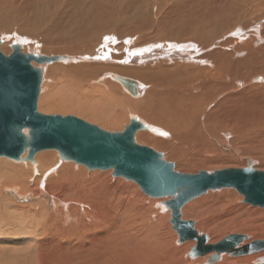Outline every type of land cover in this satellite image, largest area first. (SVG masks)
<instances>
[{
    "label": "bare ground",
    "instance_id": "bare-ground-1",
    "mask_svg": "<svg viewBox=\"0 0 264 264\" xmlns=\"http://www.w3.org/2000/svg\"><path fill=\"white\" fill-rule=\"evenodd\" d=\"M170 1L0 0V30H4L0 51L9 53L7 49L19 45L27 54L24 44L28 47L35 39H42L44 53L49 55L42 56L63 59L45 64L33 62L43 71L39 108L75 111L101 120L104 111L100 107L116 106L121 111L114 115L113 122L102 124L113 128L125 122L129 114L132 120L145 125V129L136 133V141L160 145L157 147L165 151L163 156L176 161L173 164L177 172L182 173L176 168L186 171L206 168L222 161L225 155L238 152L230 138L228 141L220 139V133L227 134L223 128L228 125H232V131L235 129L239 139L251 148L258 144L257 147L263 146V140L259 139L264 136V114H251L249 110L264 97V83H253L264 77V45H257L264 42V38H252L244 31L258 28L264 21V0H176L168 5ZM217 2L223 5L220 13H214L211 6L205 7V11L204 4ZM146 4L158 7L155 11L150 9V14L147 8L145 10ZM217 8L219 6L216 7L218 12ZM196 12L200 16H194ZM209 20L212 26L208 29ZM240 22H244L241 29L237 28ZM13 26L20 28V34L17 30L11 32ZM230 28L234 29L233 33ZM220 30L229 31L231 36L222 46L218 40L221 39ZM113 32L116 43L109 37ZM138 33H142L140 38L126 40L131 38L128 35ZM58 76L56 86L47 90V80ZM64 77H70V88L64 83L67 81ZM125 80L132 81L134 89ZM170 135L171 138H166ZM56 153L41 151L34 161L28 162L26 151L18 161L21 167H16L17 162L13 164L9 158H0V166H11L18 173L11 176L17 183L4 182L0 194L8 189L28 195L37 185L39 194L59 192L54 200L58 207L56 215L45 212L39 216L35 210L28 215L24 208L14 207L21 211L15 218H19L16 219L19 226H23L21 222L26 223L23 227L28 238L35 233V241L31 239V243L38 245L40 254H58L61 264H264V250L250 254L209 251L194 255L196 240L181 241L179 233L171 230L175 229L172 224L164 231L159 228L166 219L160 213L171 197L150 199L149 203L147 199L127 198L125 191L119 189L121 180H109L106 172L87 173L81 164L75 166L74 162L63 160L59 153L56 158ZM258 161L262 160L245 159L249 166L256 164L257 169L263 170L264 164ZM24 168L29 171L24 172ZM3 178L0 179L4 181ZM125 184V190H130V182ZM235 190H210L194 204L190 202L195 199L190 201L182 208V220L188 221L184 218L186 207L198 208V204L213 200L230 205L232 210L248 207L244 202L236 204L245 198L238 196ZM153 206L159 208L153 210L158 213L154 214L156 219L154 215L148 217ZM134 208V213L128 216L127 209ZM8 214L1 221L2 227H11L14 214L9 211ZM40 217H45L44 221L40 222ZM29 222L39 225L33 233L29 227L34 225L28 226ZM207 224H194L200 237H208L205 245L217 244L227 237L214 241L211 233H206ZM0 232L4 235L0 234L1 242L12 241L10 236ZM234 234L247 236L237 245L239 251L254 241H264L254 235ZM169 235L173 242L168 244ZM132 242L138 245L137 249L130 248Z\"/></svg>",
    "mask_w": 264,
    "mask_h": 264
},
{
    "label": "water",
    "instance_id": "water-1",
    "mask_svg": "<svg viewBox=\"0 0 264 264\" xmlns=\"http://www.w3.org/2000/svg\"><path fill=\"white\" fill-rule=\"evenodd\" d=\"M1 44V41H0ZM62 57L25 54L19 45L5 55L0 51V158L34 161L37 153L56 150L63 160L86 166L89 170H113L114 177L137 183L151 198L171 197L175 230L181 241L198 242L194 255L209 251L249 254L264 250V241H254L237 249L245 235L232 234L214 245H205L208 237L195 230L193 221L182 220V208L210 190L234 188L245 203L264 208V172L247 168H230L214 173H180L163 154L136 143L135 135L145 125L136 119L123 132L111 133L77 117L45 115L38 111L43 71L38 64L53 63ZM134 89L132 81L125 80Z\"/></svg>",
    "mask_w": 264,
    "mask_h": 264
},
{
    "label": "rangeland",
    "instance_id": "rangeland-1",
    "mask_svg": "<svg viewBox=\"0 0 264 264\" xmlns=\"http://www.w3.org/2000/svg\"><path fill=\"white\" fill-rule=\"evenodd\" d=\"M180 0H178V2H179ZM172 2H176V0H172V1H170L169 3H168V5H171L172 4ZM150 3H152V2H150ZM220 3L221 2H219V4H218V2L215 4V3H213V4H210V5H208V4H204V8L206 7V8H208L209 9V6H211L210 8H211V10H213V12L214 13H220V10L222 9V4L220 5ZM215 4V5H214ZM167 5V6H168ZM214 5V6H213ZM219 6V9H218V12H217V10H216V7L217 6ZM147 6V7H146ZM151 4H146L145 5V10H146V8H147V10L146 11H148V12H150V14H151V10H152V8H154V11L157 9V7L158 6H156V4H154V5H152L151 7ZM150 7V8H149ZM213 7V8H212ZM214 7H215V9H214ZM205 8V11L207 10ZM224 8V7H223ZM151 9V10H150ZM150 10V11H149ZM224 10V9H223ZM158 11V10H157ZM160 11V10H159ZM160 12H162V13H165L164 11H160ZM208 12H210V13H212V11H208ZM197 14L196 15H194V16H200V13L199 12H196ZM203 13V12H202ZM199 14V15H198ZM17 15V14H16ZM16 15H13L14 17H16ZM19 15V14H18ZM212 20V19H211ZM211 20H209L208 21V29L212 26V25H210L209 24V22H211ZM244 21V20H243ZM242 23H244V22H242ZM242 23L240 22V24H239V26L237 27V28H239V29H241V27H242ZM262 23H264V21L262 22ZM261 23V25L258 27V28H255L254 30H253V28L251 29V28H249V29H245V33H247L249 36L250 35H252L251 37L252 38H254V37H256V36H258V37H262V38H264V34H263V29H264V25ZM155 24V23H154ZM13 28V30L11 29V32L12 31H20V28L17 26V27H15V26H13L12 27ZM14 28H15V30H14ZM19 28V29H18ZM26 28H27V26H26ZM234 30V29H233ZM233 30L230 28V32H232L233 33ZM257 30V31H256ZM17 32V33H19L20 34V32ZM225 32L226 33V35H225V33L224 32H222V30H220L219 32L220 33H218V35H220V38L221 39H218V37L216 36L215 37V39L217 38L219 41H220V43H221V45L220 46H222V44H225V43H227V42H225V39L227 40V39H231V36L230 35H228V33H230V32ZM9 32V31H8ZM11 32L9 33V35H11ZM28 32V31H27ZM258 32H259V34H258ZM2 33L4 34V30H0V39H2L1 38V35H2ZM16 33V32H15ZM103 33H105V32H103ZM224 34V37L223 36H221V35H223ZM231 33V34H232ZM142 35V33H138V34H136V35H132V36H127V37H131V38H128V39H126V40H130V41H134L133 39H137V38H140V36ZM13 35V34H12ZM24 35H27V34H24ZM30 35H31V32H30ZM247 36V35H246ZM110 37V39L112 38V41L113 42H115V38H117V37H115L114 36V32L111 34V36H109ZM228 37V38H227ZM223 38V39H222ZM13 39V38H12ZM10 41V40H9ZM42 41V39H40V38H37V39H35L34 41H33V44H31L30 46H28L27 47V45L26 44H24V46L26 47L25 48V52L27 53V54H37V55H40V56H42V55H46V56H49V55H47V54H45L44 53V43L43 42H41ZM111 41V40H110ZM117 42V41H116ZM115 42V43H116ZM124 42H128V41H125L124 40ZM160 42H162V44L163 45H165L166 43H164L163 41H160ZM217 42V41H216ZM219 43V44H220ZM149 44V43H148ZM257 45H259V46H262V45H264V42H261V43H259V44H257ZM30 47V48H29ZM126 47V46H125ZM124 47V48H125ZM7 51H9V53H4V54H8V55H10L12 52H13V49H11V50H8L7 49ZM59 77L60 76H58L57 78H55L54 80H50V81H48L47 80V84L49 85V87L47 88V90L48 89H50V91H51V88H53V86L55 87L56 86V81H58L59 82ZM65 78H67L66 80V82H64L67 86H68V88H70V81H69V79H70V77H69V79H68V77H64V79ZM47 78H46V76H45V80H46ZM57 79V80H56ZM71 82H72V79H71ZM43 83V82H42ZM63 83V82H62ZM61 83V84H62ZM64 83H63V86H65L64 85ZM253 83H255V84H263L264 83V77L262 76L261 78H259V79H257L256 81H254ZM47 90L45 91V93L47 92ZM49 92V91H48ZM259 102V103H258ZM257 102V104L256 105H254L249 111H250V113L251 114H256V115H262V114H264V97L261 99V100H259ZM261 102V103H260ZM260 107V108H259ZM101 109V111L103 112V114H102V119L101 120H94V119H91V118H89L88 116H86V115H83V114H78V113H76L75 111H63V112H61V111H55V110H52V111H47L46 109H41V108H39V106H38V111H40V113H42V114H46V115H60V116H64V117H67V116H73V117H77V118H79V119H81V120H83V121H85V122H87V123H89V124H91V125H95V126H97V127H99L100 129H102V130H105V131H107V132H111V133H116V132H123L125 129H126V127H127V125H130L131 124V122H132V118H131V116H129V114H127V116H126V121L124 122V120L122 121V122H120L118 125H116L115 127H113V128H111V127H105L102 123H106V122H104V121H110V122H113L112 120H113V118H114V115L116 114V116L119 114L118 112L119 111H121L120 110V108H118V107H116V106H109V107H104L103 106V108L102 107H100ZM262 108V109H261ZM263 111V112H262ZM258 112V113H257ZM243 114H244V112H243ZM128 120V121H127ZM124 123V124H123ZM106 125V124H105ZM153 126H155V125H153ZM117 127V128H116ZM157 127V126H156ZM158 128V127H157ZM232 128H234L232 125H228V126H225V128H223V130L225 131V132H227V134H223V133H220L221 134V136H220V139L223 141V140H225V141H228L229 140V138H230V141H231V143H232V145H234L233 147H234V150H236V151H238V152H236V153H230V154H228V155H225L226 157H222L223 158V160L222 161H224V162H222V161H219L218 163H212V164H209L208 166H206V168H195L194 170H192V171H190V170H188V171H186V170H181V169H179V168H176L178 171H181L182 173H187V174H189V173H199V172H201V171H203V170H206L207 172H208V170H209V172L210 173H214L215 171H218V170H221V169H227V168H241V169H244V168H247V167H249V165L245 162V159L247 158H249V159H258V160H262V161H258V162H261V164H264V136L262 135V137H261V139H259L260 141L261 140H263V141H261V143H262V145L263 146H261V147H257L258 145H256L255 147H254V145H252L253 147L251 148V146H250V144H248V143H245V142H242L240 139H239V136H237L236 134H238V132L236 131V132H234L235 131V129H233V131H232ZM160 129V128H159ZM160 130H162V129H160ZM163 131V130H162ZM166 132V131H165ZM259 132V134H260V131H258ZM264 133V132H263ZM262 133V134H263ZM225 135V136H224ZM227 135V136H226ZM261 136V135H260ZM160 137H161V135H160ZM233 137V138H232ZM235 137V138H234ZM166 138H171V135L168 137V136H166ZM224 138V139H223ZM229 141V142H230ZM136 143L137 144H139V145H141V146H146V147H149V148H152L153 150H155L156 152H158V153H161V154H164L165 153V151H163V150H161V149H159L157 146H160V145H157L156 146V144L155 143H150V144H146V143H144V144H141V143H138L137 141H136ZM263 147V148H262ZM255 149V150H254ZM263 149V150H262ZM48 151H50V150H48ZM51 151H53V152H57L56 150H51ZM256 151V152H255ZM258 151H259V153H258ZM263 152V153H262ZM58 153V152H57ZM56 153V154H57ZM38 154V153H37ZM234 154H236V156L234 155ZM238 154V155H237ZM261 154H262V156H261ZM27 156V155H26ZM58 157V154L56 155V158ZM5 160H7V158H4ZM3 159V160H4ZM164 159L166 160L167 158H165V156H164ZM8 160H10V159H8ZM27 160V159H26ZM170 163H176V161L174 160V159H167ZM166 160V161H167ZM13 164H16V162H17V164L18 165H15L16 167H21V165H20V163L18 162V161H13L12 159L10 160ZM242 161V162H241ZM10 162V163H11ZM15 162V163H14ZM28 162H30V161H28ZM32 162V161H31ZM75 163V162H74ZM73 163V164H74ZM240 164V166L239 165H237V164ZM76 165L75 166H80L79 164H77V163H75ZM221 165V166H220ZM226 165V166H225ZM259 165V164H258ZM6 166H10V165H6ZM176 166V165H175ZM256 166V164L253 166V167H255ZM82 167H84L85 169L84 170H86V172L87 173H91V172H98V173H102V172H106V173H108L109 175H110V178H108L109 180H113V181H116L117 179H119V180H121L123 183H121L122 185H119V187L121 186V188H119L120 190H123V191H125L124 192V196L125 197H127V198H130V197H132V198H134V199H139L140 201H142L143 199H147V202L149 203V200L151 199H158V198H151L150 196H148V195H146L143 191H142V189L140 188V186L137 184V183H135L134 181H130V180H126L125 178H122V177H114V175H113V170H89L86 166H83L82 165ZM208 167H210V168H208ZM257 167L258 166H256V169H257ZM263 170H260V169H257V170H259V171H263L264 172V165L261 167ZM255 169V168H254ZM24 172H27V171H29V169H26V168H24ZM6 171V172H5ZM2 173V174H1ZM16 173H17V171H15V169H12L11 168V166L10 167H2V166H0V178H2V177H4L3 179H4V181H2L1 179V181H0V189H2L3 188V184H4V182L6 183V182H10V183H15L16 182V180H13L12 178H11V176L12 177H15L16 176ZM18 174V173H17ZM6 175V176H5ZM108 175V176H109ZM125 182H130V184H129V186H131V187H129V189L130 190H125V188H127V184H125ZM17 183V182H16ZM126 185V186H125ZM36 187H38V185L37 186H35V188L34 189H32V192L33 193H29L28 195H21L22 193H17V192H13V191H10V190H8V189H5V190H3L2 191V194H0V215H2V216H0V230L5 234V235H7V236H10L11 238L10 239H12V241H10L9 243H3V242H1L2 240L0 239V264H45V262H48V264H61V258H59V255L58 254H46L45 252H44V254H40V252L38 251V245H36V244H33V243H31V239H33V241L32 242H34L35 240H34V235H35V233L34 234H32V235H30L29 234V238H28V236H27V234H25V232H24V227L23 226H25L26 225V223H24V222H21V224L23 225V226H19V224H18V221L17 220H19V218L17 219V218H15V217H17V216H19L20 215V212L21 211H19V210H16V208L17 207H22V208H24V211L28 214V212L29 213H32V212H34V210H35V212L40 216L41 215V213H47L48 215H56L57 214V212H58V207L55 205V203H54V200H56L55 199V197L56 196H58L59 194V192L58 191H51L50 192V195L49 194H42V193H40L39 194V192H37L38 191V189L36 188ZM8 190V191H7ZM236 191V193L238 194V196H242L237 190H235ZM130 192H131V194H130ZM35 193V194H34ZM130 194V195H129ZM129 196V197H128ZM206 195H203L202 197H199V198H197V199H195L193 202H190V204H194L197 200H199L200 198H203V197H205ZM62 199V198H61ZM171 200V199H170ZM9 203L10 202V204H7V203ZM245 203V199H243V200H240V201H237V203L236 204H240V203ZM148 203H146V204H148ZM208 203V205H206ZM214 203V204H213ZM166 204H167V202H166ZM165 203H164V207L167 209H163L162 211H161V213H160V215L161 216H163L164 218H166V219H163V221L161 222V224H160V226H159V228L160 229H162L163 231H164V229L165 230H167V229H169V226H170V224H172L171 223V219H172V214L170 215V208L168 207V205H166ZM190 204H188L187 206H189ZM205 204V205H204ZM204 204H198V208H191V209H187L188 207H186V209H185V211L187 210V212H185L186 214H185V216H184V218L185 219H187V220H190V221H193L194 222V224L195 225H200V223H208L207 224V230H206V233H207V231H208V233H211V238L214 240V241H220V240H222L223 238H225L226 236H228L229 234H234V233H244V234H247L248 235V237L249 236H253L254 235V237L256 238H264V209L261 207H259V206H253V205H251V204H248V207H246V208H240V207H238V208H234V210H232L233 208H231V206L230 205H228V204H226V203H224V204H222V203H215L214 202V200L210 203V202H206V203H204ZM247 204V203H246ZM13 205V206H12ZM150 205V204H149ZM148 205V206H149ZM202 205H204L203 207H202ZM224 205V206H223ZM226 205H228V206H226ZM2 206V207H1ZM7 206V207H6ZM222 206V207H221ZM246 206V205H245ZM5 207V208H4ZM14 207H16V208H14ZM154 208L153 209H151L152 211H149V213H148V217H151L152 218V216L154 215V214H156L155 213V211L153 212V210H158L159 208L158 207H156V206H153ZM199 207H201V208H199ZM3 208V209H2ZM9 208H14V209H9ZM220 208V209H219ZM251 208V209H250ZM255 208L256 209H258V210H261V211H256L255 210ZM136 210V208H134V209H127V211H126V214L128 215V216H131V215H129V213L131 214V213H134V211ZM255 210V211H254ZM8 211H9V213H12V214H14L13 215V218H12V220H10V223H11V227H9V228H6L7 226H5V227H2L3 226V220H5V218L6 217H8L9 216V214H8ZM6 212V213H5ZM4 214V215H3ZM158 214V213H157ZM156 214V215H157ZM29 215V214H28ZM156 215H154L153 217L156 219ZM229 215H231L230 217H229ZM5 217V218H4ZM44 218L45 217H43V219H42V217H40V219H42L40 222H42V221H44ZM15 219V220H14ZM17 219V220H16ZM141 219H144V218H141ZM167 219H168V221H167ZM211 219V220H210ZM210 220V221H209ZM2 221V222H1ZM152 221V220H151ZM203 221V222H202ZM207 221V222H206ZM8 222V221H7ZM163 223V224H162ZM209 223H210V225H209ZM13 224V225H12ZM31 224L32 225H34V226H31ZM30 224V222L28 223V226H31V227H29L30 228V231L32 230V232L31 233H33V231H34V228H37L39 225H38V223H36V224H33V223H31ZM164 224H166V226L164 225ZM148 224H146V226H147ZM165 226V228H164V226ZM259 225V226H258ZM172 226H173V224H172ZM210 226V227H209ZM26 227V226H25ZM201 227H203V226H201ZM209 227V228H208ZM5 228V229H4ZM33 228V229H32ZM7 232H6V231ZM173 232H175L176 233V231H175V229H171ZM35 231H36V229H35ZM39 231V230H38ZM10 234H9V233ZM24 232V233H23ZM0 234L2 235V233L0 232ZM0 235V236H1ZM2 236H4V235H2ZM1 236V237H2ZM208 236H209V238H210V235L208 234ZM172 237V235L170 236L169 235V238H171ZM253 237V239L255 240V238ZM41 239L42 237H37V239ZM29 239V240H28ZM26 240H28V241H26ZM169 242H168V244L169 243H171V242H173L172 241V238L171 239H167ZM28 242V243H27ZM113 242V241H112ZM111 242V243H112ZM26 243H27V245H26ZM36 243V242H35ZM176 245H177V242H174ZM195 243V242H194ZM136 245V246H135ZM137 244H134V242H132V246L130 247V248H132L133 250H135V249H137ZM136 247V248H135ZM5 248V249H4ZM37 248V249H36ZM135 248V249H134ZM132 252V251H131ZM44 255V259L46 260H41V256H43ZM42 262V263H41Z\"/></svg>",
    "mask_w": 264,
    "mask_h": 264
}]
</instances>
